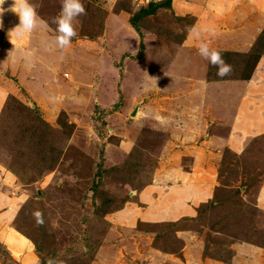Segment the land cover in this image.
Segmentation results:
<instances>
[{
    "label": "rangeland",
    "instance_id": "obj_1",
    "mask_svg": "<svg viewBox=\"0 0 264 264\" xmlns=\"http://www.w3.org/2000/svg\"><path fill=\"white\" fill-rule=\"evenodd\" d=\"M151 1L82 0L78 35L60 50L51 22L60 0H30L44 23L23 41L10 34L19 25L14 0H0L2 25L12 24L0 28V56L9 39L20 71H0V210L11 205L0 232L11 228L3 238L15 256L32 247L36 264L185 263L193 238L200 248L197 257L190 253L193 264H228L241 244L259 247L264 258V125L251 135L230 131L246 94L227 82L242 81L244 58L223 55L233 72L220 78L187 31L196 26L221 51L230 25L222 9L200 19L197 4L185 10L188 0H172L171 9L139 23L140 37L129 18ZM176 63L194 76L176 73ZM44 64L55 83L24 87ZM8 95L37 107V119L27 123L14 101L6 110ZM231 136L233 147L225 142ZM188 193L191 217L162 222L157 208L186 203ZM33 210L43 213V225ZM5 249L0 242V264L11 263Z\"/></svg>",
    "mask_w": 264,
    "mask_h": 264
},
{
    "label": "crops",
    "instance_id": "obj_2",
    "mask_svg": "<svg viewBox=\"0 0 264 264\" xmlns=\"http://www.w3.org/2000/svg\"><path fill=\"white\" fill-rule=\"evenodd\" d=\"M197 4V7L200 8V16L199 18L205 14H215L219 13V10L222 9V11L219 13L220 16H223L225 18V25L229 24L230 27L226 28V36L227 40H225V43L222 41L221 44L224 45V48H222L221 51L225 52H236V53H246L247 50L252 47V43L256 41L257 37L261 33V31L264 29V0H203L202 5L199 4V0H188V3L185 5L187 6V9L185 10H194L197 11V9H192V7H195ZM180 6V10H182ZM218 14V15H219ZM209 18V16H208ZM8 19V18H7ZM214 19V18H213ZM212 19V20H213ZM5 22L4 25H2V21L0 19V28L3 30H9L12 28V24L10 23V20L3 21ZM216 22V21H215ZM199 23V22H198ZM197 23V24H198ZM19 24V22H18ZM204 26V25H203ZM49 34V33H48ZM7 39V42H4L5 44L2 45V52L0 56V71H13L19 76L20 71L17 70L15 67L18 63L14 62V56L17 55L15 53L14 44L10 43ZM17 40L23 41V35H20V37H17ZM9 46V48L4 50V46ZM57 49L54 50V52ZM4 51V54L2 55ZM6 52V54H5ZM64 54L69 53V51L65 52L62 51ZM76 54L78 55L79 50H75ZM60 52H56V55L62 56L64 55ZM73 54V53H72ZM74 55V54H73ZM179 63V62H178ZM178 63L174 65L173 70L176 71V73L183 72L185 74H192L194 76L195 71H193L192 68L189 66H185L184 68L180 70L178 66H176ZM49 65L44 64L41 68L40 75H37V78L34 77V75H27V81L22 83V85H26L24 87L31 88L32 90L33 86L44 88L46 84L48 83H55V80L53 79L52 73L47 69ZM16 68V69H15ZM188 69V70H187ZM52 79H50V73ZM244 81V82H243ZM32 87H31V86ZM228 88H239V86H244L245 96L242 97L241 102L239 103L235 114L233 115V121L230 127V131L233 132V134H248L251 135L252 133H258L263 132L260 131V128L262 124L264 125V55H262L257 62L256 66L254 67L253 71L251 72L250 78L248 80H242L238 82H231L230 84L227 82ZM232 85V86H230ZM243 91V93H244ZM0 89V108L1 104L4 100L5 94ZM57 109H61L60 107ZM62 111V110H61ZM53 113V112H52ZM54 115V114H53ZM52 115V116H53ZM230 135V134H229ZM237 141L235 143L238 145L239 139L238 136L233 135ZM229 137V143L228 140H225V142L230 146L233 142H231V139L234 141V137ZM249 138V137H248ZM221 140V139H220ZM3 179H6L7 181L9 175L3 173L2 174ZM6 176V177H5ZM5 177V178H4ZM2 179V178H1ZM7 185V184H6ZM191 194V193H190ZM190 194H187V201L186 203L179 204L177 201L171 202L172 204L166 203L165 205L161 206L158 209V217L162 218V222H175L180 218L183 217H191V212L189 210V200ZM11 201V199H10ZM161 201V200H160ZM3 200H0V203H2ZM165 203V202H162ZM10 205L7 204V206ZM6 206V207H7ZM11 206V205H10ZM9 207L1 208L0 210V220L5 221L6 223H10L11 220L7 219V212ZM8 209V210H7ZM184 210L183 212H181ZM3 228V227H2ZM1 229V228H0ZM8 229H11L10 227L4 228V230H1L0 234V242L6 247V253L8 254V262H11L10 264H16L20 263L18 259H21L20 264H25V258L29 255H31L34 259L31 261L30 264H36L37 263V257L33 253L32 247H30V253L27 252V250L22 251L19 256H15L13 254V251L8 246V244L5 242V238L7 234H9ZM4 232V233H3ZM7 233V234H6ZM2 235V236H1ZM185 243L187 244V241L185 240ZM253 244V243H252ZM188 249H189V256H187L186 262H180L177 259H173L171 263L169 264H193L195 263L194 260H191L190 253L193 254V256L197 257V254L200 251L199 244L192 238L188 240ZM26 248V246H25ZM231 250V249H230ZM259 247L253 246V245H247V244H241L233 247L232 256L229 258L228 264H236V262H244L247 264H264V258L262 256L261 262L259 261ZM184 259V254L181 256ZM163 261V260H162ZM213 261H211L212 263ZM203 263H209L206 259ZM216 263V262H214ZM200 264V263H198Z\"/></svg>",
    "mask_w": 264,
    "mask_h": 264
},
{
    "label": "clouds",
    "instance_id": "obj_3",
    "mask_svg": "<svg viewBox=\"0 0 264 264\" xmlns=\"http://www.w3.org/2000/svg\"><path fill=\"white\" fill-rule=\"evenodd\" d=\"M60 5L59 13L51 21L56 25L55 31L57 33L53 37L52 43L58 49L65 50L71 46L72 40L78 35L74 21L78 17L86 15V9L82 0H60ZM11 10L19 16V25L10 34H29L44 23L38 16L36 6L30 0H14ZM187 31L191 38L199 40L198 52L200 56L208 60L217 69L216 75L218 77L224 78L232 74V66L224 60L220 51L209 46V41L201 38V30L199 28L192 26ZM212 35H215L214 31H212ZM31 215L37 225L44 224L43 213L41 211L33 210ZM48 264H63V262L49 258Z\"/></svg>",
    "mask_w": 264,
    "mask_h": 264
},
{
    "label": "trees",
    "instance_id": "obj_4",
    "mask_svg": "<svg viewBox=\"0 0 264 264\" xmlns=\"http://www.w3.org/2000/svg\"><path fill=\"white\" fill-rule=\"evenodd\" d=\"M172 0H155L148 2V4L144 7H141L137 12L133 13L132 16L129 18V24L134 29V31L138 34V36H142V32L140 30L139 23L141 24L143 20H145L148 17L156 15L160 10L163 9H171L172 6ZM262 42V47L257 49V46L259 43ZM143 49V39H140V52ZM222 55L224 56H240L244 58V62L241 63L242 65H237V67L242 68V73L240 75L241 80H248L250 78L251 72L253 71L254 67L256 66L257 62L259 61L260 57L264 55V29L261 31L259 36L256 39V43L250 48L248 53H236V52H225L220 51ZM14 101L15 105L25 114L26 117H28L27 123L32 121L33 118H36V115H38V109L37 107L34 108H28V106L22 105L19 100L14 99L11 95H8L5 99L4 105L6 110H11L10 104ZM14 110L12 112L14 113ZM47 125V124H45Z\"/></svg>",
    "mask_w": 264,
    "mask_h": 264
},
{
    "label": "water",
    "instance_id": "obj_5",
    "mask_svg": "<svg viewBox=\"0 0 264 264\" xmlns=\"http://www.w3.org/2000/svg\"><path fill=\"white\" fill-rule=\"evenodd\" d=\"M138 108H139V107H136V108L134 109V111H133L132 114H131L132 117H135V116H136L137 111H138Z\"/></svg>",
    "mask_w": 264,
    "mask_h": 264
}]
</instances>
